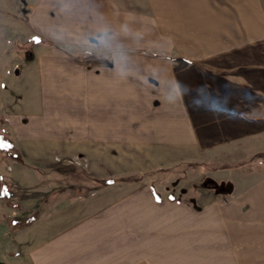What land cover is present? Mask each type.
I'll return each instance as SVG.
<instances>
[{"label": "rangeland", "instance_id": "rangeland-1", "mask_svg": "<svg viewBox=\"0 0 264 264\" xmlns=\"http://www.w3.org/2000/svg\"><path fill=\"white\" fill-rule=\"evenodd\" d=\"M168 1L0 0V264H264V0Z\"/></svg>", "mask_w": 264, "mask_h": 264}, {"label": "crops", "instance_id": "crops-1", "mask_svg": "<svg viewBox=\"0 0 264 264\" xmlns=\"http://www.w3.org/2000/svg\"><path fill=\"white\" fill-rule=\"evenodd\" d=\"M192 1L196 4L203 2L205 3L204 9H208V10L199 12V7L197 6L196 10L200 14L198 13L197 15H194L196 18H202V16H205V15H207L208 18L221 17V16H225L226 13L227 14L231 13V15H233L234 13L231 10L235 9V6L236 7L238 6L236 4L238 0H192ZM168 2L172 4L175 3V1H171V0H169ZM179 3H184V0H179ZM246 4L249 5V2L246 1ZM202 9L203 7L201 5V10ZM194 16H191V17H194ZM182 17L183 15H181V19Z\"/></svg>", "mask_w": 264, "mask_h": 264}, {"label": "trees", "instance_id": "trees-1", "mask_svg": "<svg viewBox=\"0 0 264 264\" xmlns=\"http://www.w3.org/2000/svg\"><path fill=\"white\" fill-rule=\"evenodd\" d=\"M42 42L47 43V41L43 40V39L42 40H40V39L35 40V43H42ZM13 144H14V141L11 139V137H7L5 135L0 134V150L1 151L6 152L10 155L11 154L10 151L12 149ZM105 183L107 184L109 182L106 181ZM1 191H2L1 196L3 199H9L10 198L11 194L9 191H7L5 185L2 186ZM31 221H32V217L30 219L28 218L24 221L23 220H18V221L14 220V221H11V224H12L13 229H21V228H24L27 225H29L31 223Z\"/></svg>", "mask_w": 264, "mask_h": 264}]
</instances>
